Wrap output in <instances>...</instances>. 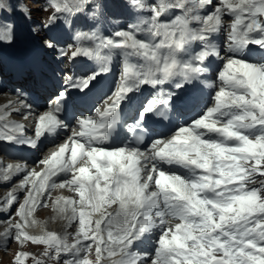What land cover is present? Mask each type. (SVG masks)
I'll use <instances>...</instances> for the list:
<instances>
[{"label": "snow or ice", "instance_id": "6c2138e0", "mask_svg": "<svg viewBox=\"0 0 264 264\" xmlns=\"http://www.w3.org/2000/svg\"><path fill=\"white\" fill-rule=\"evenodd\" d=\"M127 4L141 13L146 8L144 0H127ZM49 7L51 15L40 30L54 25L59 14L84 13L95 21L113 6L105 0H49ZM213 7L206 15L198 14ZM170 9L182 14L166 19ZM147 13L148 19L128 23L110 36L77 31L73 44L62 46L54 37L43 42L45 49L69 65L83 56L95 60L99 71L85 78L65 71L47 110L34 118V138L24 135V124L12 122L10 127L4 122L0 141L36 148L46 133L57 126L67 127L59 114L70 102L72 90L95 86L99 74L108 70L113 52L119 51L124 59L114 89L94 108V114L78 116L67 141L39 161L48 165L43 173L21 164H8L0 171L4 181L26 173L0 202L4 205L0 210L9 212L4 236L21 244L46 245L43 256L32 258V264H48V260L56 264L61 260L63 264H264V63L244 58L252 45L264 52V0H220L216 6L214 0H178L175 4L154 0ZM225 16L233 18L228 25ZM65 24L70 27L71 21ZM0 28V41L11 43L15 25L5 23ZM224 29L226 54L222 56L212 39ZM140 34L146 38H139ZM84 41L93 45L86 46ZM194 42L201 47L193 54ZM131 57L141 62L134 63ZM214 60L223 64L217 74L219 83L205 86L202 78ZM14 71L39 73L42 68L32 62ZM170 82L174 87L165 90ZM143 86L155 92L137 109L135 124L129 128H139L153 114H161V105L175 111L180 102L194 103L201 86L215 90L211 106L170 137H157L144 148L138 142L114 149L102 147L118 111L123 110L122 103ZM17 95L5 112L24 109L27 119L31 105L20 98L22 94ZM66 150L70 158L64 157ZM78 157L90 161L95 173L89 167H77ZM162 165L179 166L187 175L168 173ZM61 173L71 178L57 185L52 177ZM55 187H67L79 197L52 204L69 225L78 224L72 243L67 233L34 236L24 229V219L36 207L45 206V193ZM20 190L27 192L23 203L18 200ZM16 203V216L21 219L13 221L10 211ZM112 205L116 207L108 211ZM93 212L100 213V218L93 220ZM169 217L180 223L173 227ZM153 232L157 236L154 251H134L137 242ZM93 250L95 260L90 261L88 254ZM28 255L17 254V264L21 256Z\"/></svg>", "mask_w": 264, "mask_h": 264}, {"label": "bare ground", "instance_id": "6f19581e", "mask_svg": "<svg viewBox=\"0 0 264 264\" xmlns=\"http://www.w3.org/2000/svg\"><path fill=\"white\" fill-rule=\"evenodd\" d=\"M7 0H0L1 4H4V5H8ZM10 2V0H8ZM12 2V1H11ZM17 3V2H16ZM38 4H35L34 6H37ZM16 8V7H15ZM23 8V6H22ZM8 10H10L8 12ZM16 12L13 10L12 6H9L8 7H3V19L2 20L0 18V25L2 24H5L6 23V17L8 16V14H12L14 15ZM0 30H3L2 28H0ZM18 40V39H17ZM19 41V40H18ZM3 43H6V42H2L0 41V44H3ZM9 97L6 95V93L4 92H0V116H4L6 117L8 113V117H7V120L9 122V126L11 127V124L12 122H15V123H21V124H24L25 125V132L27 134H30L32 132V130H34V118L36 116H38L37 114L39 112H35V107L34 105L36 106L38 103H39V97L37 96L35 99H32L31 102H29V104L31 105V108H32V112L30 115H28V118L25 119V111L21 110L19 113L17 112H12V111H8V112H5V106L7 105V101H8ZM41 113V112H40ZM35 114L34 117H32V115ZM28 128V129H27ZM35 135H33L32 137L34 138ZM59 148H56L55 150L53 151H46V149L41 153V155L43 156H46L45 158L47 157H50L51 154L54 152V151H58ZM64 157L65 158H70V152L69 151H66L65 154H64ZM44 158V159H45ZM39 160H34L33 162H28V163H24V162H20V161H12L11 164L15 165V164H21V165H25L27 167V169L29 171H34L36 173H43L44 170L48 167V165L46 164V166H43L41 165V163H39ZM0 161H1V154H0ZM4 161V160H3ZM39 164V165H38ZM6 168V167H4ZM3 168L0 167V171H2ZM26 175V173H18L16 175H14L9 181H4L2 179V177H0V188L3 187V189H0V202H2L5 197L8 195L9 192L13 191L14 189L17 188V185L20 184V181L24 179V176ZM64 175L63 173L61 174H58L57 176L55 177H52V179H54L56 182H61L62 180H64ZM57 177V178H56ZM30 179H36V180H39L40 177H30ZM10 185L11 188H6V186ZM5 187V188H4ZM29 187H31V185H29ZM60 187H55V188H52L50 190V192H46L45 193V196H46V201L45 203H49V208L51 209V211H48V213L45 215V218H44V222L45 223H53L54 224V228L52 227H49L47 226V224H43L45 226H42V228L44 230H55V231H58V230H61L63 234L65 233H69V228H71L70 232L72 234H75L76 232V229L77 227H75L76 225H78L77 223H72L71 225H69L68 223V220L66 218L65 215H62L60 214L56 209H54L52 207V204L54 201H56L57 199H63V197L60 195V190L58 189ZM22 193V196H21V201L23 203L24 201V197L25 195H27V192L24 191V190H20V193L19 195ZM48 193H51L52 194V197L51 199H48L47 198V195ZM63 195H67V196H70V195H73V191L70 190L69 188L65 189L63 191ZM19 202V203H20ZM3 208L4 209V205L2 203H0V209ZM113 209V208H112ZM36 210H37V207H36ZM3 212V210H2ZM5 212V211H4ZM34 212V211H33ZM38 212H42V211H38ZM21 219V218H19ZM18 219V220H19ZM16 220V221H18ZM1 221V220H0ZM34 219L33 217L31 216H28L24 219V224H27V227L28 229L33 233V235L38 231V229H40L41 227L39 225H36V223L34 222ZM2 223V222H1ZM7 224V223H6ZM66 227V229H65ZM68 227V229H67ZM5 229H6V225L3 226V228L0 227V242L4 245L7 241V238L4 236V232H5ZM70 233V234H71ZM18 242V241H16ZM17 244V243H16ZM14 245V244H13ZM17 247V245H16ZM34 248V247H33Z\"/></svg>", "mask_w": 264, "mask_h": 264}, {"label": "rangeland", "instance_id": "374dc122", "mask_svg": "<svg viewBox=\"0 0 264 264\" xmlns=\"http://www.w3.org/2000/svg\"><path fill=\"white\" fill-rule=\"evenodd\" d=\"M42 1H44V0H36V2H33L32 0H10V2H9L7 0L6 2L8 5L12 6V8H14V9H17L18 7L22 8V6H23V8H22L23 11L28 10V12H30V15L32 13V14L40 17L41 15H45L46 13H48L49 11L52 10L50 7L48 9L43 7L42 5L46 4V2H44L42 4ZM35 4H38V5L34 6ZM9 11L10 10H8V12ZM25 24L27 25V19L25 21ZM34 24L35 23H33V25ZM9 187H10V185H8V188ZM8 188L6 187L5 189L8 190ZM0 189H3V188H0ZM48 195H51V194L49 193ZM21 196L18 197L19 202L21 201ZM17 208H19V203H16L10 211V216H11L13 221L19 219V217L15 216V211ZM42 208L43 209L40 210L42 212H38L39 210L36 211V209H34L33 210L34 212H32V214L30 216L33 217L35 223L38 222V223L42 224V226H45L44 224H47V226L54 228L53 223H49V222L45 223L44 222L45 215L48 213V211H51V209L48 206L47 207L45 206ZM8 219H9V216L4 218L5 223H7ZM0 220H3V218ZM43 222H44V224H43ZM1 226H3V225L1 224ZM16 245H17V247H16ZM19 253L29 254L26 257L21 256L19 258V264H31V259L33 258V256L41 254V248L39 247L38 244L35 245L30 241H25L23 244H21L19 242H16V240H14V239L13 240L8 239V241L4 244V246L0 247V264H17V254H19Z\"/></svg>", "mask_w": 264, "mask_h": 264}]
</instances>
